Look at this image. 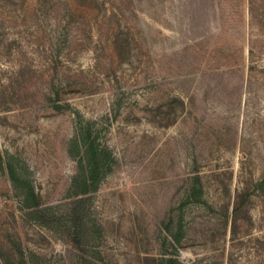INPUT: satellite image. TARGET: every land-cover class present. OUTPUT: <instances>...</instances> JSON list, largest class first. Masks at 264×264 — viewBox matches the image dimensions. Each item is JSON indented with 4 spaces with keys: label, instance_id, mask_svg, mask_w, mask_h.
Masks as SVG:
<instances>
[{
    "label": "rangeland",
    "instance_id": "obj_1",
    "mask_svg": "<svg viewBox=\"0 0 264 264\" xmlns=\"http://www.w3.org/2000/svg\"><path fill=\"white\" fill-rule=\"evenodd\" d=\"M0 152V264H264V0H0Z\"/></svg>",
    "mask_w": 264,
    "mask_h": 264
},
{
    "label": "trees",
    "instance_id": "obj_2",
    "mask_svg": "<svg viewBox=\"0 0 264 264\" xmlns=\"http://www.w3.org/2000/svg\"><path fill=\"white\" fill-rule=\"evenodd\" d=\"M77 147L78 171L73 177L72 186L77 195L83 196L92 190V186L98 182L104 168H110V162L114 160L112 150L108 145L98 139L97 130L89 122L86 126L81 125L79 132L74 138ZM5 159L0 152V166L4 167ZM8 171L13 183L22 190L24 204L33 210L41 211L39 195L32 182L16 171V168L7 163ZM105 171V172H106Z\"/></svg>",
    "mask_w": 264,
    "mask_h": 264
}]
</instances>
